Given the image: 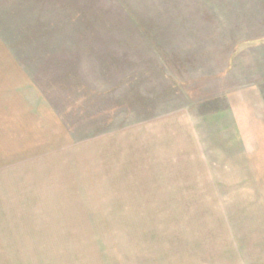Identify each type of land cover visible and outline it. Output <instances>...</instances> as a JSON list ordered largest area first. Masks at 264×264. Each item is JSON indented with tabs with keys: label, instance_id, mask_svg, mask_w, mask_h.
<instances>
[{
	"label": "rangeland",
	"instance_id": "rangeland-1",
	"mask_svg": "<svg viewBox=\"0 0 264 264\" xmlns=\"http://www.w3.org/2000/svg\"><path fill=\"white\" fill-rule=\"evenodd\" d=\"M208 19L216 37L230 30L231 56L240 47L248 56L264 52V0H0L1 70L8 79L36 74L49 104L40 97L38 144H21L19 129L8 138L17 141L7 144L0 169V264H96L101 255L106 264H145L146 247L158 238L152 232L164 234L156 246L162 251L170 241L175 246L170 233L180 232L181 264H201L192 245L198 233L219 230L224 210L243 237V264H264V205L203 209L191 206L187 192L178 207L127 206L144 200L148 185L204 180L191 161V110L222 102L203 103L202 85L162 79L150 63L144 72L139 56L157 57L152 42L174 34L175 24ZM175 121L182 124L175 128ZM258 131L242 128L249 156L264 155V129ZM232 132L215 145L208 170L219 178L220 170L240 167L242 183H263L264 159L220 157L240 154Z\"/></svg>",
	"mask_w": 264,
	"mask_h": 264
},
{
	"label": "crops",
	"instance_id": "crops-1",
	"mask_svg": "<svg viewBox=\"0 0 264 264\" xmlns=\"http://www.w3.org/2000/svg\"><path fill=\"white\" fill-rule=\"evenodd\" d=\"M175 25L174 34L168 33L159 36L158 45L152 42L151 45L157 48L154 51L158 53L157 57L140 55L139 58L140 63L143 64L144 72L149 70V67L146 68V66L150 63L151 69L158 70L162 79L174 78L177 85L180 83L183 85L189 81L191 89L202 85L203 91L197 93V96L200 95L203 98V103L220 104L222 102L221 107L216 105L213 108L207 105L205 111L198 109L196 112L195 107L191 110L190 116L193 119L190 120L188 127L193 133L191 149L194 148L193 150H195V152L192 150L191 161L195 160L194 164H197V167L201 161L204 163L200 170L197 167V169L194 168L196 172L194 175L204 180L189 185L172 184L166 186V184L160 185V183L148 185L142 191H148L149 195L144 200L139 201L140 203L137 204V201L134 200L127 206L159 209H165L167 205L178 207L180 202L188 197L186 193L191 192L190 202H192L191 206L193 207H202L203 209L224 208V202H228L234 205L233 207H239V209L260 208L264 205V195H256L253 192L264 191L262 190L264 188L263 181V183L260 181L255 184L242 183V177L245 176L246 171L240 167H228L229 170L226 171L220 170V177L215 178L207 166L208 162L215 159V156L212 155L215 153V145H220L222 142L225 144L227 137L228 142L230 141L231 130L233 131L232 136L237 134L234 135V142L237 147L235 149L240 154L231 157V155L225 156L222 154L224 152H221L220 157L222 156V159L235 161L253 158L259 164L264 159V155L254 157L245 153L246 147L241 135L243 134L242 128L259 129L258 134L261 133V129H264V93L261 91V88L264 87V52L261 51L256 56H248L247 52L250 51L248 49L244 51V47H240L231 56L232 41L227 38L230 36V30L226 27L227 29L222 34L218 33L219 35L216 37L213 34V23L210 21L209 23L190 22ZM211 25L213 28L210 27ZM222 28L224 29L225 26ZM225 33H227L226 36ZM2 69L0 67V169L6 162L7 144H13L17 141L16 139H8L9 137L16 138L14 136L16 129H19L18 137L21 144H38L40 97H42L44 105H49L40 93L38 82L33 81V79L38 80L36 74L32 72V79L30 80L26 79L24 75L18 76V73L14 74L17 76L16 78L8 79V72L4 67ZM33 74L35 78H33ZM133 74V78L137 79V73L133 72ZM171 75H173L172 78L169 77ZM200 80L202 81L200 84H194ZM177 85L175 87H178ZM167 88L170 87L167 86ZM180 124L182 123L175 121V128L179 127ZM22 129L26 131L25 136L27 138L24 140ZM195 129L200 130L196 131ZM253 134L255 133L251 130L250 135ZM98 142L99 140L96 139V143ZM198 145H201L200 149ZM112 146L113 141L111 148ZM26 150L32 152L33 147ZM21 151H23L22 148ZM242 151L244 156H242ZM200 157L201 161L199 160ZM216 180L219 182L216 183ZM173 198L174 200H172ZM172 201L175 203H167ZM259 213L260 210H258L257 215ZM226 214L227 211L224 210L222 214L224 218L217 221V229H219L217 232L206 230L197 234L198 240L192 245V250L194 254L198 252V260L201 264H232L233 261L234 264H243V259H245L243 256L246 255V252L240 251V242H242L243 237L240 238L239 234L241 233L238 234V231L232 230V227L237 226L235 223L231 225L229 220H226L228 219L227 216L225 218ZM252 214H256V211L246 214V220L251 219ZM141 217L142 220L146 221L143 214ZM225 220L230 225L224 224ZM177 233H170L172 239H177L175 246L174 241H170L172 244L167 246L168 248L164 247L162 251L161 247L158 249L156 246L158 241L160 242L164 238V234L152 232L151 234L154 237L158 235V238H151L153 242H148L150 244L147 245L146 253L143 254L145 264H181L184 260L181 241L183 237H177ZM193 236L196 237V235ZM242 236L244 235L242 234ZM237 243L239 244L238 247ZM231 250H234L233 256ZM107 260V257L101 255V258L99 256L96 260V264H106Z\"/></svg>",
	"mask_w": 264,
	"mask_h": 264
}]
</instances>
